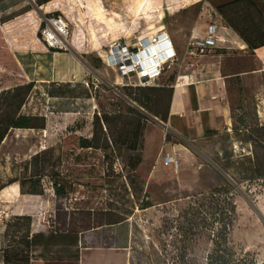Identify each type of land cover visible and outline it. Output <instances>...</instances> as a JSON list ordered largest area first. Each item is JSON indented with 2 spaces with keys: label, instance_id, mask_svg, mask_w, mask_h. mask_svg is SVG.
<instances>
[{
  "label": "rangeland",
  "instance_id": "374dc122",
  "mask_svg": "<svg viewBox=\"0 0 264 264\" xmlns=\"http://www.w3.org/2000/svg\"><path fill=\"white\" fill-rule=\"evenodd\" d=\"M30 2L36 6L35 0ZM60 2L36 6L33 11L44 19L46 16L42 13L58 12L54 6H62L59 13L70 23V36L62 50L77 54L90 67V81L84 85L90 97L50 98V91L75 96L83 91L78 89V83L61 87L39 83L23 113L45 115L46 129H14L2 143L0 185L23 178L32 156L45 151L41 158L45 194L8 199L20 197L19 182L1 190L0 264L25 262V259L5 261L6 253L28 249L26 234L30 221L17 220L12 215L16 205L42 207L41 216L49 229L84 230L102 222L127 221L134 231L133 264H208L214 240H222L225 233L224 223L209 212L212 194L222 201L236 203L237 219L231 229L226 228L227 233L235 247L245 248L250 252V259L256 258V252L247 248L246 241L251 239L256 221L264 232V181L254 183L246 177L252 173L251 167L258 158H264V138L247 140L252 136V129L264 126V73L235 83L232 125L201 138H184L162 118L169 113V89L175 88L185 67L167 66L156 85L149 86L160 91L144 99L147 107L136 106L147 117L143 144L138 152L122 144L123 136H115L118 140L115 145L110 132L116 129L108 130L105 125L96 141L98 147L80 148L81 136L93 137L95 113L136 116L130 112L126 101L130 88L139 86L122 83L119 71L105 64L101 56L109 44L120 37L135 40L141 33H150L160 26H164L171 37L175 34L182 37L190 32L202 2ZM8 43L18 60L16 49ZM67 66L62 61L56 63L58 70ZM168 153L178 160L177 166L162 163ZM137 156L141 162L134 169ZM256 168L264 171V164ZM54 179L67 182V196L54 192ZM41 252L38 250L35 256L45 255Z\"/></svg>",
  "mask_w": 264,
  "mask_h": 264
},
{
  "label": "crops",
  "instance_id": "0c3cea01",
  "mask_svg": "<svg viewBox=\"0 0 264 264\" xmlns=\"http://www.w3.org/2000/svg\"><path fill=\"white\" fill-rule=\"evenodd\" d=\"M30 1L4 0L0 2V16L16 11ZM54 1L63 2V0H53L47 5ZM232 1L235 0H194L193 3L202 2V9L190 32L182 37L176 34L172 37L180 55L177 65L185 67L180 74L185 76V80L181 85L174 86L168 126L184 138H201L207 136L210 130L219 131L232 125L235 83L264 73V45L254 50L250 49L238 29L230 25L217 10L218 6ZM253 1L256 4V10L243 14L240 21L236 22L239 27L247 25L258 28L263 25L264 0ZM54 7L55 10L62 11V6ZM31 23H36L39 27L40 21L36 18L34 11L3 25L6 37L15 47L16 55L25 69L28 80L35 81L36 87L39 83L52 82L86 85L90 81L92 71L77 54L65 49L52 51L35 37L30 40L20 37L21 39L16 41L17 37L24 36L26 24ZM210 24H215L217 27V34L220 37L217 46L210 54L195 57L188 55L187 47L182 44H188L193 37H203ZM160 30H165V27L160 26L159 29L150 33ZM34 41L37 44H32ZM188 59L191 61H187ZM61 61L68 66L58 70L56 63ZM91 83L94 84L93 81ZM50 98L67 99L68 97ZM162 163L164 164V158ZM18 191L19 198L8 199L21 200L26 197L27 194L21 192L20 185ZM41 210L42 207L16 205L12 215H30L32 232H47L50 229L41 216ZM127 223V221L116 224L102 222L100 225L79 230L77 245L59 246L55 249L61 255L59 258L63 259H42V257L39 259L43 264H133L134 231ZM262 230L263 226L256 221L252 237L246 241L247 248L254 249L256 252L257 264H264V232Z\"/></svg>",
  "mask_w": 264,
  "mask_h": 264
},
{
  "label": "trees",
  "instance_id": "16d2710c",
  "mask_svg": "<svg viewBox=\"0 0 264 264\" xmlns=\"http://www.w3.org/2000/svg\"><path fill=\"white\" fill-rule=\"evenodd\" d=\"M4 0H0L2 2ZM53 0H35L36 6L39 8L45 6ZM58 3V2H57ZM61 3V2H60ZM31 2L27 3L20 9L13 11L9 14H3L0 16V147L9 133L14 129H42L45 130L47 126V117L45 115L36 114H26L23 113V108L26 105L29 97L34 91L36 86L35 81H30L26 78L25 72L20 66L18 60L10 49L9 41L7 40L6 34L4 32L3 25L9 21H12L26 13L35 10L37 7ZM218 12L225 18V20L232 26L236 27L240 32V35L248 43L250 49L254 50L257 47L264 45V23L261 27L255 28L251 26L244 25L239 27L236 22L240 21L243 14L249 13L252 10H256V4L253 0H235L224 5L217 7ZM58 12H47L43 13L46 17L51 16H62ZM35 13V12H34ZM50 13V14H49ZM36 15V13H35ZM36 18L40 21L39 27L36 23L26 24L24 27V36L17 37L16 41L19 39H34L38 38L45 46H47L52 51H62V49L50 48L43 38L42 29L45 26V21L43 18ZM21 37V38H20ZM32 44H37L35 41ZM15 48V47H14ZM173 78V77H171ZM54 86H73L71 83H59L52 82ZM79 84V83H78ZM78 89L83 91L82 94L75 96L74 94L58 93L50 91L51 97H90V93L87 91L83 84L77 86ZM86 90H84V89ZM154 91H160L159 88L149 87V86H139L138 88H130L128 93L129 104L128 109L130 112L136 116H124V114H109L107 112L103 113L101 116L95 113L93 120V137H83L79 138V147L84 149L98 147L96 141L98 136L103 132L104 125L109 130L114 128L116 130H111L110 135L114 137L113 143L118 145V140L115 136H123L125 139L122 144L134 152H138L143 144L145 122L147 120L146 115L137 109L136 106L147 107L145 98H148L150 93ZM170 92V108L174 89H169ZM169 113L163 120H168ZM217 130H210L209 134L216 133ZM252 136H249L248 142L255 141L256 138H264V126H259L252 129ZM255 137V139H254ZM45 151L38 152L32 156L29 163L26 165V175L19 179L15 178L10 180L7 184L0 185V192L3 188L11 185L13 183H18L23 194H31L33 197H38L39 195L45 194V187L43 182V166L42 156ZM47 161V160H46ZM49 161V160H48ZM141 162L139 156L133 164L134 169ZM264 164V158L257 160L253 164L252 173L249 174L246 179L249 181L257 182V180L264 181V171H258L256 166H261ZM52 188L57 195H68L69 190L67 188V182L61 183L59 180H52ZM209 207L210 213L220 219L224 223L223 229L225 233H222V240H214V249L208 256V264H257L256 258H249L250 252L245 248L239 246H234L235 243L230 239L227 229L234 226V221L237 219V205L234 202H229L228 200H223L216 197L214 194L210 197ZM17 220H29L30 227L26 234V245L25 251L16 250L13 253H6L5 261H10V259H25L24 264H43L39 257L35 256L38 250H42V259H63L59 258L61 255L57 253L56 248L59 246H73L77 245L79 242V230H59L51 228L49 231L45 232H32V217L30 215H14ZM123 222L122 220L108 221L107 224H116ZM235 248H232V246ZM55 250V251H54ZM26 255L24 256V254ZM238 253V254H237Z\"/></svg>",
  "mask_w": 264,
  "mask_h": 264
},
{
  "label": "built area",
  "instance_id": "2783aa9c",
  "mask_svg": "<svg viewBox=\"0 0 264 264\" xmlns=\"http://www.w3.org/2000/svg\"><path fill=\"white\" fill-rule=\"evenodd\" d=\"M43 38L50 48L62 49L70 36V23L63 16L44 17ZM220 41L215 24H210L203 37H193L188 43L187 54L206 55ZM108 67L116 68L122 83L131 86H154L167 66L176 65L180 55L167 30L141 33L135 40L117 38L101 56ZM134 79V81H133ZM184 75H179L174 86L181 85ZM171 154L164 156V164L178 165Z\"/></svg>",
  "mask_w": 264,
  "mask_h": 264
}]
</instances>
